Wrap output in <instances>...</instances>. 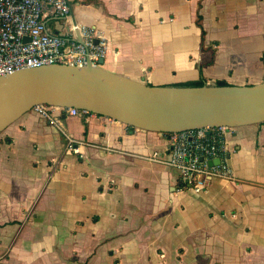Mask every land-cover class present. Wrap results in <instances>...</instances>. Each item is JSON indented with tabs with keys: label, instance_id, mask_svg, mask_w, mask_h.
<instances>
[{
	"label": "crops",
	"instance_id": "1",
	"mask_svg": "<svg viewBox=\"0 0 264 264\" xmlns=\"http://www.w3.org/2000/svg\"><path fill=\"white\" fill-rule=\"evenodd\" d=\"M69 1L70 20L51 27L97 28L112 72L152 85L264 81V0ZM56 115L30 110L0 134V264H264V122L235 128L234 178L196 194L152 158L167 134Z\"/></svg>",
	"mask_w": 264,
	"mask_h": 264
},
{
	"label": "water",
	"instance_id": "2",
	"mask_svg": "<svg viewBox=\"0 0 264 264\" xmlns=\"http://www.w3.org/2000/svg\"><path fill=\"white\" fill-rule=\"evenodd\" d=\"M103 64L101 58L97 66L54 64L1 77L0 134L36 104L86 109L161 133L264 122V81L224 86L211 82L203 86L150 85L112 72Z\"/></svg>",
	"mask_w": 264,
	"mask_h": 264
},
{
	"label": "built area",
	"instance_id": "3",
	"mask_svg": "<svg viewBox=\"0 0 264 264\" xmlns=\"http://www.w3.org/2000/svg\"><path fill=\"white\" fill-rule=\"evenodd\" d=\"M69 0H0V78L24 69L62 64L97 66L104 58L108 41L97 28L67 25L70 34L56 32L51 23L70 20ZM34 111L50 123H59L56 111L66 115H88L77 107H56L36 104ZM236 127L202 126L169 133L166 155L154 153L180 172V189L196 194L206 192L214 179L234 178L226 154L228 137ZM81 141L66 133V150L82 154ZM219 158L218 163L213 162Z\"/></svg>",
	"mask_w": 264,
	"mask_h": 264
},
{
	"label": "trees",
	"instance_id": "4",
	"mask_svg": "<svg viewBox=\"0 0 264 264\" xmlns=\"http://www.w3.org/2000/svg\"><path fill=\"white\" fill-rule=\"evenodd\" d=\"M204 34H205V32H204ZM206 83H207V81L203 77H200L198 80H192V81H187V82H180V83H176V84H171V86H203ZM216 84L219 85V86L228 85L226 83V81H224V80H219ZM150 85H152V84H150ZM130 127L135 128L133 126H130ZM164 133L165 134H169L168 132H164Z\"/></svg>",
	"mask_w": 264,
	"mask_h": 264
}]
</instances>
